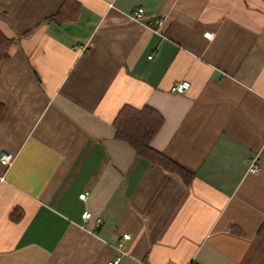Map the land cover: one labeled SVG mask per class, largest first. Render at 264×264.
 I'll return each instance as SVG.
<instances>
[{
  "label": "crops",
  "instance_id": "0c3cea01",
  "mask_svg": "<svg viewBox=\"0 0 264 264\" xmlns=\"http://www.w3.org/2000/svg\"><path fill=\"white\" fill-rule=\"evenodd\" d=\"M65 1L0 0V264H264V0H74L49 21ZM125 105L160 112L151 146L186 177L116 138Z\"/></svg>",
  "mask_w": 264,
  "mask_h": 264
},
{
  "label": "trees",
  "instance_id": "16d2710c",
  "mask_svg": "<svg viewBox=\"0 0 264 264\" xmlns=\"http://www.w3.org/2000/svg\"><path fill=\"white\" fill-rule=\"evenodd\" d=\"M80 4L74 0H66L48 20L57 23L73 21L79 17ZM14 40L0 31V60L9 59L10 47ZM164 121L160 112L151 106L136 108L123 106L115 117L113 124L116 138L127 141L137 152L155 164H162L171 170H176L184 177L188 172L168 160L151 146V140L156 135Z\"/></svg>",
  "mask_w": 264,
  "mask_h": 264
},
{
  "label": "built area",
  "instance_id": "2783aa9c",
  "mask_svg": "<svg viewBox=\"0 0 264 264\" xmlns=\"http://www.w3.org/2000/svg\"><path fill=\"white\" fill-rule=\"evenodd\" d=\"M145 15H146V11H145L144 8H138V9L134 10L133 13H132V17L135 20H137L140 23H144V24L146 23L144 21ZM163 23H164V19L161 18V19L157 20V25L158 26H161ZM204 35L207 38H212L213 37V33H211V32H205ZM152 56L153 55H150V57H152ZM190 85H191V83L188 80L178 81L172 86V91L173 92H178V93H184V92H186L189 89ZM13 159H14L13 154L10 153L9 151H6V150L3 151L1 153V155H0L1 163L3 165H6V166H10L12 164V162H13ZM256 168H257V165H255V164L251 165V169H256ZM87 196H88L87 193H81L80 194V198L83 199V200H86ZM91 219H92V212L89 211V210H85L82 213V222H81L82 227H86L89 224ZM101 223H102V218L99 217V218H97L95 220V224L97 226H100ZM130 237L131 236L128 233L123 235L124 240L130 239ZM122 247H123V242L120 241L119 244H118V250L121 251V253L123 254L125 252L122 249ZM121 258H122L121 255L117 256L112 261H110L109 264H120Z\"/></svg>",
  "mask_w": 264,
  "mask_h": 264
}]
</instances>
